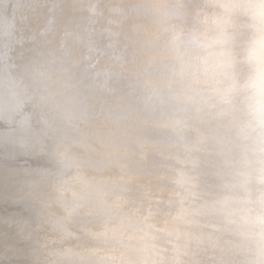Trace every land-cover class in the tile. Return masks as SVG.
Listing matches in <instances>:
<instances>
[{
	"label": "clouds",
	"instance_id": "clouds-1",
	"mask_svg": "<svg viewBox=\"0 0 264 264\" xmlns=\"http://www.w3.org/2000/svg\"><path fill=\"white\" fill-rule=\"evenodd\" d=\"M79 2L83 58L49 52L13 97L55 169L52 230L80 221L59 264H264V0Z\"/></svg>",
	"mask_w": 264,
	"mask_h": 264
},
{
	"label": "water",
	"instance_id": "water-1",
	"mask_svg": "<svg viewBox=\"0 0 264 264\" xmlns=\"http://www.w3.org/2000/svg\"><path fill=\"white\" fill-rule=\"evenodd\" d=\"M15 2L16 0H0V51L3 50L4 40L8 36L5 33L4 26L7 28L13 27L11 23L7 26L8 20L6 18ZM27 26L29 27V24ZM31 26L30 28H32ZM38 56L36 45L35 63L38 62ZM6 76H15L12 68L8 69L6 73L0 70V81L6 86L5 103L0 106V217L8 225L14 226L17 231V241H13L12 245L20 248L23 253L21 255L19 253L11 255L4 260L0 259V264H59L60 253L64 248L74 246L83 239V234L79 231L80 221L77 220L72 231L76 232L81 239L61 241L52 230L49 222L51 216L62 215L56 204L55 191H49L52 196L49 203L56 205L51 207L46 202L47 195L44 194L45 192L39 190L29 191L27 190V184L22 182V178L25 176L35 177L37 183L38 181H45L46 188L56 179L55 169L44 146L42 128L32 118L30 109L27 107L18 115L17 112L9 115L11 109H16L19 102L13 99L17 86L8 83ZM10 99L16 105L12 102L9 103ZM31 144L32 149L29 148ZM15 174L17 177H21L20 182H17L20 183V187L7 194L6 191H9V189H6V185ZM53 176H55L54 179ZM40 192L41 195H39ZM32 224L35 227L29 228ZM36 226L45 227L46 230L43 233L46 235L40 238L38 232H36ZM27 229L31 231H27ZM0 238L8 239V237H1V235ZM42 238L50 248H47V246L46 249L43 248ZM73 241H76V243Z\"/></svg>",
	"mask_w": 264,
	"mask_h": 264
},
{
	"label": "rangeland",
	"instance_id": "rangeland-1",
	"mask_svg": "<svg viewBox=\"0 0 264 264\" xmlns=\"http://www.w3.org/2000/svg\"><path fill=\"white\" fill-rule=\"evenodd\" d=\"M29 5H31V4H29ZM29 5H28V3H25V0H18V2L16 0L14 5H12V7L10 8V11L8 12L6 20H8L7 26H8V24L11 23L13 25V27L12 28H10V27L7 28L6 26H4L5 33L8 36H7V39L4 40L3 50L0 51V70H1V72H5L6 73V71L8 69L12 68V70L15 73V76H6V79H8L7 80L8 83H11V84L17 86V91L19 89H22L27 83L26 69L29 68L30 66H32L33 64H35L34 53H36V45H37V52H38V55H39L38 56V62L41 61L44 57L47 56V54L49 52L52 51V50H49V49L46 48V45H44L45 42L42 41V43H40L39 40H37V39H39V37H41V38L45 37L46 33H48V32H54L55 28L60 26L59 19H57L59 17L58 13H59V15L60 14L63 15V13L59 12L61 8L58 6V4L56 2H55V5H56V7H55L54 6V1L52 2L51 0H49V1L47 0L46 1L47 8L45 10H43L44 12L42 11L40 13L42 17L40 16V21H39L40 23H38L39 25H42V24H45V23L46 24L43 25L42 27H40L39 34L37 36L35 34L34 35V41L30 42V40L27 37V35L23 34L25 28L24 29H20V30L23 31V33H21L22 31H20V33H18V31H17L18 30V23L20 24V23L23 22L26 25L30 24L32 22V18L35 19L36 16L40 15L39 14V12H40L39 8H41V6L36 4V7H34L31 11L27 12L29 10L28 9ZM102 5H103V3L101 4V6ZM104 5L102 6V9L105 10V14L107 15V12H106L107 9H106V7ZM47 12L49 13L48 14L49 16L48 15L46 16ZM50 12L52 14H50ZM53 13L54 14L56 13L58 17L53 19V16L56 17V14L54 15ZM43 14H45V15H43ZM29 16L32 17V18H29ZM41 20H42V22H41ZM51 22H52V24H51ZM54 25H55V27H53ZM47 27H48V29H47ZM57 32H59V30L56 28L55 33H57ZM63 33H65L64 36H65L66 39H68V38L71 39V37H72L71 33L72 32L68 31V33H67V30H65V32L62 31L60 34L63 35ZM62 35H61V37H62ZM67 35H68V37H67ZM12 36H14V37H12ZM27 38H28V40H27ZM17 39H19V40H17ZM21 39H25V40H21ZM36 42L40 43L39 44L40 46L38 45V43L36 44ZM42 47H44V48H42ZM59 47L65 48V46L63 44L62 45L60 44ZM42 49H43V51H42ZM11 102L15 103V102L12 101V99H10L9 103H11ZM15 105H16V103H15ZM26 108L27 107L24 106L22 103H18L17 108L14 109V110L11 109L12 111H10L9 115H12L15 112H17V115H18V114H20L21 111H24V109H26ZM29 148L30 149L33 148L32 144L29 145ZM54 178H55V176H53V179ZM20 180H21V177H19V176L17 177L16 174L12 177V180L9 183H7V185H6V189H9V191H6L7 194H9L10 191L13 192L17 187H20V183H17V182H20ZM22 182L27 184V190H29V191L39 190L41 192H45L44 194L47 195L46 196L47 197L46 202L48 203V205H50L51 207H53V205L56 206L55 204L51 205L49 203L51 201L50 199H52V196H51L49 191L50 190L54 191V183H55L54 180L46 188H45V184H46L45 181H43V182H41V181L39 182L38 181V183H37V179L35 177L25 176V177L22 178ZM41 192H40L39 195L42 194ZM34 227L35 226L32 224V226L29 227V228H34ZM28 230H30V229H27V231ZM33 230H35V229H33ZM36 230H37L36 232H38V235H39L40 238L43 237L44 235H46V234L43 233L46 230L45 227L41 228V227H37L36 226ZM0 235H1V237L2 236L3 237H8L7 240H6V238L5 239L0 238V259L1 260L7 259L9 256L15 255L17 253H19L20 255L23 253L22 250H20V248H18V247L16 248V247H14V245H12L13 241H17V231L15 230L14 226H10L7 223H5L2 220L1 217H0ZM41 240H42L41 244H42V246L44 245L43 246L44 249H46V246H47V248H50L48 246V243L47 242L45 243L43 238ZM73 242L76 243V241H73Z\"/></svg>",
	"mask_w": 264,
	"mask_h": 264
},
{
	"label": "bare ground",
	"instance_id": "bare-ground-1",
	"mask_svg": "<svg viewBox=\"0 0 264 264\" xmlns=\"http://www.w3.org/2000/svg\"><path fill=\"white\" fill-rule=\"evenodd\" d=\"M46 1L47 0H25V3H28V5L29 4H31V5H29V10L27 11V12H29V11H31L34 7H36V4H38L39 6H41V8H39L40 9V12H39V14L43 11V10H45L46 8H47V5H46ZM49 1V0H48ZM52 2L54 1V6L56 7V5H55V2L58 4V6L61 8L60 9V13H63V15L62 14H60L59 15V13H58V16H57V14H56V17H54L53 15V19L54 18H57V19H59V24H60V26H58V27H56L58 30H59V32H57V33H55V31H56V28H55V31L54 32H48V33H46V35H45V37H43V38H41V37H39V39H37V40H39V42L40 43H42V41L43 42H45V44L44 45H46V48L47 49H49V50H52V51H60L61 49V47H59L60 46V44L62 45H64L65 46V48L64 49H66L67 51H69V52H72V53H74L78 58H83V55H84V52H85V50H84V48L82 47V46H78V45H76V34H77V31H78V29L83 25V23H84V21H85V19H86V17H87V13L86 12H84L83 11V6H82V4L79 2V0H51ZM50 4V3H49ZM103 5H104V3H103ZM102 5V6H103ZM101 6V5H100ZM102 6H101V9H102ZM105 6V5H104ZM54 7V8H55ZM53 9V8H52ZM57 9V8H56ZM54 10V9H53ZM47 11V10H46ZM44 12V11H43ZM58 12V11H57ZM107 12V11H106ZM32 14V13H31ZM46 14V13H45ZM45 14H43V15H45ZM49 13L47 12V14H46V16L48 15ZM50 14H52L51 12H50ZM54 14V13H53ZM54 14V15H55ZM29 15V14H28ZM62 15V16H61ZM40 16H41V14L40 15H38V16H36L35 17V19L34 18H32V24L30 23L29 24V27H26V24H24L23 22L22 23H18V33H20V31H22V30H20V29H24V33H23V31L21 32V33H23V34H25V35H27V37L29 38V40H30V42H33L34 41V35L36 34V36L39 34V29H40V27H42L43 25H45V24H42V25H39L38 23H40L39 21H40ZM49 16V15H48ZM28 17V16H27ZM42 17V16H41ZM29 18H30V16H29ZM37 18V19H36ZM50 18V17H49ZM47 19V18H46ZM52 19V18H51ZM56 19V20H57ZM43 20V19H42ZM42 20H41V22H42ZM48 20V19H47ZM31 21V20H30ZM26 22V21H25ZM49 22V21H48ZM56 23V22H55ZM54 23V24H55ZM51 24H52V22H51ZM32 25V26H31ZM50 25V24H49ZM30 26L32 27V28H30ZM57 26V25H56ZM53 27H55V25L53 26ZM44 28V27H43ZM47 29H48V27H47ZM54 29V28H53ZM52 29V30H53ZM51 30V31H52ZM65 30H67V33H68V31H70V32H72L71 34H72V37H71V39H66L65 38V33H63V35L62 34H60L62 31H64L65 32ZM45 31V30H44ZM42 33V32H41ZM20 35V34H19ZM60 37H59V36ZM61 35H62V37H61ZM67 37H68V35H67ZM70 37V36H69ZM28 38H27V40H28ZM97 42H98V45H99V47H101V48H103V47H105V45L107 44V41L103 38V37H97ZM38 42H36V44H37ZM40 43H38V45L40 44ZM40 46V45H39ZM42 48H44V47H42ZM46 50V49H45ZM42 51H43V49H42ZM51 51V52H52Z\"/></svg>",
	"mask_w": 264,
	"mask_h": 264
}]
</instances>
